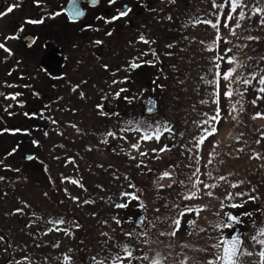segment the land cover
<instances>
[{
    "label": "rangeland",
    "instance_id": "374dc122",
    "mask_svg": "<svg viewBox=\"0 0 264 264\" xmlns=\"http://www.w3.org/2000/svg\"><path fill=\"white\" fill-rule=\"evenodd\" d=\"M220 2L221 0H217V3ZM245 3L248 5L245 8L248 18L245 19V24L241 21L242 27L245 28V37L251 35L258 39H245L239 43L242 36L239 31L242 27L235 29V36L231 35L228 29L221 28V39L231 41V43H219L215 51H209V47L213 46V40L216 39V31L210 26L199 23L198 28L202 32L198 33L199 37L196 41L192 42L189 37H186L173 43L171 47H165L166 51L173 52L181 58V64H170L166 68L169 72H174V75H178L174 81L178 86L176 94L171 93L168 99L163 100L162 98L159 114L143 119L136 104L129 103L127 99L124 101L125 96L119 97V109L128 107L129 111H126L125 115L134 116L130 121H148L161 125L167 122L174 129L173 134L165 133L159 142H141L139 150L133 149L131 144L137 142L138 135L135 132H120L122 125L119 126L117 136H126L127 139L109 137L107 132H116V128L109 126L105 129V125L110 119L118 118L120 113L116 117L99 114L100 110L97 109V105L100 104L99 99L103 96H99V91L96 92V90L90 95L89 85L92 82L87 81L83 88H80L83 96L81 93L80 96L72 95L71 102L77 107L76 111L72 112L71 119H79L86 114L84 119L99 120L102 123V128H99L101 133H93L96 134L95 138L93 137L92 143L89 144L92 148L84 150V158H78L80 155L76 154L74 159H69L70 166L67 168V174L70 176L67 180L66 178L58 180L60 175L55 176L59 183L58 197L61 200L64 199V202L62 206H57L59 210L53 205L57 201L56 197L53 200L48 198V202H45L47 205L45 210L47 212L53 210L56 214L55 218L51 214L43 218V214L33 212L32 218L28 219L24 210L14 213L6 204H0V229L6 235H18L20 264H114L117 255L124 257L125 242L131 241V237L125 235V240L119 243L114 238L117 235H113V230L121 227L122 217L135 216L143 209L151 212V216L148 217L149 230L142 232L136 245H132L138 247L137 249L129 247L135 257L148 255L153 259L161 260L162 264H208L209 261L218 264L220 244L224 234L228 231L226 215L229 211H233L242 215L240 226L247 235L246 248L243 250L253 253L251 256L241 254V264H260L259 251L264 250V246L258 244L260 239H264V236L260 235L261 230L264 229V159H257L256 154L264 157V139L259 144L256 140L261 139V132H264V119L254 120L252 116L256 112L264 113V100H257V103L253 105L251 101L256 98V92L254 90L244 92L246 86L235 84L233 88L243 92V95L234 92L231 98L225 97L218 105L215 102L218 97L213 96L215 86L209 83L214 79L217 81L221 79L220 76H216L219 69L214 67L215 64H219L226 70V61L216 59L217 56L223 54L225 48L232 50L228 55L238 57L249 66L247 70H243L245 77L251 71L252 65L256 68L264 67V62L260 61V58L264 57V26L259 23L261 16L253 14L252 11L257 7L264 8V0H245ZM208 8L212 9V3ZM221 18L222 16H218L215 19ZM204 19H212V17H204ZM235 22L233 20L231 23L235 24ZM205 33H209L210 36L207 38L204 36ZM142 51V48H138L130 51L132 54L130 52L128 54L140 58L143 56ZM248 57L252 59L248 60ZM173 60H177V57L173 56ZM92 77L95 76H91V79ZM142 98L143 96L140 97ZM134 99L136 103L137 99ZM167 104L181 106L180 109L172 108L174 111L178 110L185 120L184 126L186 125L187 129L185 127L184 130L182 129L184 136L181 142L176 139L174 123L164 118L165 115L171 116L168 114ZM72 107L74 106H71V109ZM218 108L220 109V120L212 125L217 129L216 133L208 136L202 145L196 146L200 136L206 135L203 122L210 119ZM60 116L63 118L61 114ZM170 119H173L172 116ZM131 126L133 125L128 124L125 128ZM165 144L169 145L168 150L152 151ZM111 145H115L113 152H109ZM240 149L243 150L240 151ZM139 152H145L147 155L140 156ZM119 158L129 163L127 165L123 163L124 170L121 171L113 167ZM76 160L85 163L88 169L86 174L78 173L79 170L76 167L79 165ZM138 164L141 166L137 167ZM173 164L175 167L171 166ZM126 169L130 172L126 173ZM93 170L101 171L99 175L103 179L101 183L97 182L94 176H92L93 179L87 176H91ZM165 171L172 174L170 178H161V174ZM142 173L145 174L140 175ZM72 181L78 183L74 184ZM179 181H184V183L180 184ZM199 181L215 187L204 188ZM241 181L243 183H240ZM84 183H86L85 186ZM129 184L135 187L130 188ZM158 184L164 187L159 188ZM169 184H172V187H168ZM233 184L239 186L234 188ZM146 185L149 190H146ZM88 189L95 191L89 195ZM119 189L123 193H134L139 199L134 200L131 197L124 195L120 197L119 194H114ZM179 189L180 192L177 193ZM146 191H150V194ZM209 192L213 195L209 196ZM238 192H243L245 195H236ZM100 193L104 195V199L100 197ZM140 196L146 202L140 203ZM189 196L193 198L188 199ZM249 196H254L255 199H249ZM72 197L78 199L73 200ZM125 198L131 201V208L120 207L115 210L113 204H109L113 199L126 201ZM11 200L16 202L17 197H12ZM177 203H180L181 207H178ZM233 204L242 205V207L234 208ZM102 205L105 206L103 210L110 211L111 214L101 222L102 229L99 233L101 239L96 245L100 250L96 253L89 252L88 250L95 248L83 245V241L80 240L84 238L80 237L81 229L96 220ZM15 208H18V204ZM121 208H124L123 211ZM189 208L197 214L194 215L193 212L187 211ZM165 209L168 213L163 216ZM69 210H72L76 218L80 219L78 223L81 227L78 229L74 227V215L71 219L68 217ZM42 212L45 211L42 209ZM63 212L65 217L62 216ZM245 212L252 213V215L247 216ZM185 216L187 220H194L195 223L189 225ZM57 219H63L65 223L60 225L50 223L51 220ZM117 220L120 223H117ZM174 220H180L183 227L176 225L174 228ZM161 223L166 225L165 235H158ZM20 227L21 230H19ZM50 228L53 230L49 231ZM177 228L179 231L176 230ZM64 229H69L70 234H65ZM201 229L204 230L201 231ZM173 231H176L175 235L170 234ZM104 233L107 235H103ZM253 236L257 239H251ZM31 241L34 248L45 254V257L39 256L35 262L28 254L29 249L26 248ZM53 245H58V247H53ZM25 256L29 259L24 260ZM65 256L70 257V260H65ZM131 264H150V262L134 259Z\"/></svg>",
    "mask_w": 264,
    "mask_h": 264
},
{
    "label": "flooded vegetation",
    "instance_id": "af4514ba",
    "mask_svg": "<svg viewBox=\"0 0 264 264\" xmlns=\"http://www.w3.org/2000/svg\"><path fill=\"white\" fill-rule=\"evenodd\" d=\"M211 3L0 0V11L19 5L0 17V42L12 53L0 49V93L20 94L16 100L0 96V176L4 177L0 188L11 182L15 173L18 178L35 175L43 180L46 175L64 170L66 159L72 151L80 150V144L85 148V137L65 135L71 120L63 118H69L72 95L80 96L86 73L96 76L92 79H97V84L90 79L89 86L103 96L100 103L108 114L118 111L119 97L114 93L121 89L125 90L121 96L128 102L138 95L164 96L174 73L166 71L167 65L178 60L162 56V48L181 41L183 29L189 24L213 16V9L208 8ZM73 8L83 15L69 19ZM120 11L128 14L113 20ZM57 12L60 14L53 15ZM21 28L23 31H19ZM12 35L18 39L4 40ZM141 35L150 43H142ZM138 48L143 49L142 57L128 54ZM133 61L139 65L134 69L129 67ZM121 109L129 111L128 107ZM2 236L0 264H16L18 235Z\"/></svg>",
    "mask_w": 264,
    "mask_h": 264
},
{
    "label": "snow or ice",
    "instance_id": "6c2138e0",
    "mask_svg": "<svg viewBox=\"0 0 264 264\" xmlns=\"http://www.w3.org/2000/svg\"><path fill=\"white\" fill-rule=\"evenodd\" d=\"M34 2L39 3L40 0H34ZM91 2L93 4H95L97 2V0H91ZM109 4L115 3V0H108ZM19 5H12L9 6L7 8V11H0V17L5 16L7 13H11L14 9V7H18ZM248 5L245 3V0H221L220 3H217V0H212V9L215 10L213 12V16L214 17H218V16H222L221 19H207L204 21H197V23H203L207 26H210L212 29H214L216 31V39L213 40V46L209 47V51H215L218 46L219 43H231V41H227V40H223L221 39L220 36V29L224 28V29H228L229 33L233 36L236 35V31L235 29L242 27L241 21L245 20L246 18V14H245V8H247ZM130 11V9L128 10ZM253 14L255 15H260L261 19L259 20V23L264 26V8L262 7H257L255 9L252 10ZM60 13H53V15H59ZM128 14L127 11H120L118 13L117 16L112 17L113 20L115 19H119L120 17L126 16ZM83 15V13L81 12L80 9L78 8H73L70 10L68 18L71 20H74L75 18L79 17ZM170 19V17H169ZM235 20V24H232L231 22ZM30 23H37V22H41V21H29ZM19 31H23V29L21 28ZM8 39H18L17 36L12 35V36H6L4 37V40H8ZM245 39L247 40H253V39H258V37H253L251 35L245 37ZM139 40L142 43L148 44L150 43V41H148L147 39H145V37L143 35H141L139 37ZM96 43H101L100 41H96ZM169 47H171V45H169ZM239 47V45H238ZM243 47H246V45H243ZM0 49H2L4 52L8 53L9 55H11V50L6 47L4 42H0ZM231 49L229 48H225L223 51V54H221L220 56H217L216 59L217 60H222V61H226V70L224 68H221L219 64H215L214 67L219 69V71L216 72V76H220L221 79L219 81L217 80H213V81H209L210 84H213L214 87V92H213V96L218 97V99H216V103L219 105L222 103L223 99L225 97L227 98H231L233 96V93L236 92L239 95H243V92H239L237 89L233 88V85L235 84H241L246 86L244 88V92H247L249 90H254L256 92V98L253 99L251 101V103L253 105H255L257 103V100H264V67H259L256 68L252 71L248 72V76L245 77L243 76V70H247L248 69V65L243 63L238 57L233 56V55H228L229 53H231ZM143 55V54H142ZM248 60H251V57L247 58ZM261 62H264V57L260 58ZM139 65L133 61L129 67L134 69L136 67H138ZM105 67L107 68V65H105ZM113 83H118V81L113 80ZM11 87V85H9ZM125 91L124 89H121L120 91H117L114 93V95L116 97H120L121 92ZM20 95L19 93H10V94H4V93H0V96H4V99H11V100H16V97ZM81 96H83V93H81ZM125 99H127V97H125ZM8 107H11V105H8ZM97 109L100 110L99 114L100 115H108V113L103 111V105L98 104L97 105ZM220 109L218 108L215 112V114L208 120H205L203 123L205 124L204 127V132L206 133V135H201L199 138V141L197 142L196 146L202 145L208 138V136H211L213 134L216 133L217 129L215 127H213L212 125H215L219 122L220 120ZM27 115V113L25 114ZM264 119V113L262 112H256L253 116L252 119ZM53 123H55V121H53ZM130 125H133L131 127L128 128H122L119 131L120 132H124V133H131V132H135L138 135V139L136 143H132L131 147L133 149L139 150V146L141 142H148V141H155V142H159L161 140V138L164 136L165 133H168L169 135L173 134L174 129L172 127H170L167 122H165L163 125L159 124V123H150L148 121H129ZM72 127H76L75 125H72ZM19 131V130H17ZM77 131H79V129H77ZM107 135L113 139L116 138H120V139H127L126 136H117L116 132H112L109 131L107 132ZM264 139V132H261V139H257L256 143L259 144L261 143V140ZM33 143H37L36 141H33ZM169 149V145L165 144L163 147L159 148V149H152L153 152H164L166 150ZM243 149H240V151H242ZM13 151H15V149H13ZM140 156H146L147 153L145 152H139ZM211 155V154H210ZM256 158L257 159H264V157L260 156V154H256ZM28 159H33V157L29 156ZM133 159H135V157H133ZM211 162V161H209ZM142 164V162H141ZM141 165L138 164L137 167H140ZM171 173L170 172H163L161 174V178L164 177H171ZM4 177L0 176V180H3ZM220 179H224V177H220ZM189 180H191V177H189ZM72 183H78L77 181H72ZM173 183H176V181H173ZM180 184H183L184 181H179ZM199 183L204 187V188H209V187H215L214 185H207V184H203V181H199ZM240 183H243V181H241ZM159 188H163L164 185L162 184H158L157 185ZM234 188L238 187V184H233L232 185ZM130 188H134L135 185L129 184ZM168 187H172V184H169ZM122 195L127 196V197H131L134 200H138L139 197L136 196L134 193H128L125 192ZM209 196L213 195V193L209 192L208 193ZM236 195L239 196H244L245 193L243 192H238L236 193ZM192 196H189L188 199H192ZM249 199H255L254 196H249ZM73 200L78 199L77 197H72ZM116 207L120 208V207H127V204H117L115 205ZM232 207L236 208V207H242V205H238V204H233ZM23 208H17L16 212H23ZM158 211V210H157ZM187 211L189 212H193L194 215H196L197 213L189 208L187 209ZM247 216H251L252 213H248L245 212L244 213ZM231 220L235 221L237 218L235 216H231L230 217ZM185 220L187 221V223L189 225H193L195 223L194 220H187V217L185 216ZM117 223H120L119 220L116 221ZM50 223H52L53 225H60V224H64L65 221L63 219H57V220H51ZM176 225H179L180 228L183 227V224L180 220H174L173 221V227L175 228ZM75 228H79L80 225L78 223H76L74 225ZM53 229H49V231H52ZM177 231H179V228L176 229ZM204 229H201V231H203ZM65 234H70V230L69 229H64ZM171 235H175L176 231H173L170 233ZM103 235H107V233H104ZM124 235L131 237L132 233L131 232H127L124 233ZM161 235H164V233H161ZM261 236H264V229L261 230L260 232ZM4 237L2 235H0V240H3ZM253 240H256L257 238L255 236L252 237ZM145 243H147V241H144ZM258 244L260 246H264V239H260L258 241ZM53 247H58V245H53ZM123 251L125 253L124 257L121 258V256L117 255L115 257V261L114 264H125V262H127V264H131V261L134 259H142L143 261H149L150 264H162V261L159 259H153L151 257H149L148 255H144L142 257H135L133 255V251L128 247L125 246L123 248ZM248 255L251 256L253 255V253L251 251H245L243 250V242L239 239V238H233V240H231L230 242H228V246L224 249L223 252V256L222 257H218V259H221L223 261V264H237V258L241 255ZM259 257H260V264H264V250L259 251ZM24 260H28L29 258L27 256H25L23 258ZM95 259V258H93ZM65 260H70V257L65 256ZM16 264H20V262H16ZM208 264H213L212 261H209Z\"/></svg>",
    "mask_w": 264,
    "mask_h": 264
},
{
    "label": "water",
    "instance_id": "95a60500",
    "mask_svg": "<svg viewBox=\"0 0 264 264\" xmlns=\"http://www.w3.org/2000/svg\"><path fill=\"white\" fill-rule=\"evenodd\" d=\"M144 104L147 108L146 113H154L158 109L157 102L154 97H149L148 99L144 100ZM231 216H235L237 219L233 221L230 219ZM144 218H145V215L140 216L138 218L137 224H141ZM227 221L234 228L225 235L223 246H222L221 257L223 256L224 249L228 246V242L233 240V238H239L243 242V232L238 226L239 216H236L234 213H229L227 217ZM220 264H223L222 260L220 261Z\"/></svg>",
    "mask_w": 264,
    "mask_h": 264
},
{
    "label": "trees",
    "instance_id": "16d2710c",
    "mask_svg": "<svg viewBox=\"0 0 264 264\" xmlns=\"http://www.w3.org/2000/svg\"><path fill=\"white\" fill-rule=\"evenodd\" d=\"M104 215H106L104 212L100 214L101 218L104 217ZM93 226V225H92ZM87 236V242H88V246L90 248H96V242H98L99 240H97V236L96 235H86Z\"/></svg>",
    "mask_w": 264,
    "mask_h": 264
}]
</instances>
